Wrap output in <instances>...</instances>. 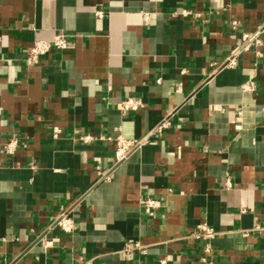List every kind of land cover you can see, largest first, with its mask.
Masks as SVG:
<instances>
[{
  "label": "crops",
  "instance_id": "0c3cea01",
  "mask_svg": "<svg viewBox=\"0 0 264 264\" xmlns=\"http://www.w3.org/2000/svg\"><path fill=\"white\" fill-rule=\"evenodd\" d=\"M263 23L264 0H0V264H264ZM119 134L145 142L119 161Z\"/></svg>",
  "mask_w": 264,
  "mask_h": 264
},
{
  "label": "built area",
  "instance_id": "2783aa9c",
  "mask_svg": "<svg viewBox=\"0 0 264 264\" xmlns=\"http://www.w3.org/2000/svg\"><path fill=\"white\" fill-rule=\"evenodd\" d=\"M99 14H102V12H98ZM233 25H236V21H232ZM263 36H264V23L257 29V31L253 33L249 32H243L242 33V49H248L249 46L252 44L255 46H260L263 42ZM54 45L58 48H65L67 45V40L65 37V34L59 33L55 36ZM51 47V42L47 40H36L34 44L28 49L27 52V61H37L39 58H41L43 55L49 52ZM236 64V54H232L229 56L226 60L227 66H234ZM251 85V83H250ZM120 110L123 112L127 111H135L139 108L143 107V103L141 100L136 98H126L119 102L118 104ZM174 117V112H169L167 115H165L161 121L157 124V126L153 129V133H162L164 130L168 129L170 125L172 124V119ZM60 133V130L58 128H54L53 135L57 136ZM83 139L89 140V136H84ZM117 146H116V156L119 161H122L126 159L129 154L134 151L135 149L141 147L145 139H127L123 137L121 134L116 136ZM16 141L11 140L6 148L8 151H11L13 147L15 146ZM159 205V201L154 198H146L143 200V206L146 210L151 211L152 209L156 208ZM55 225L60 227L62 230L70 232L74 229V221L71 218L70 214L68 212H63L59 214L55 219ZM203 237H212L215 235V232L212 228L201 225ZM127 247H129V244H127ZM134 247H140L139 243H135Z\"/></svg>",
  "mask_w": 264,
  "mask_h": 264
}]
</instances>
